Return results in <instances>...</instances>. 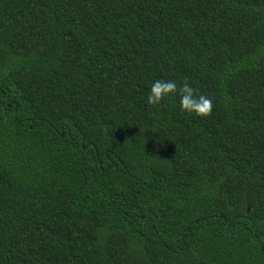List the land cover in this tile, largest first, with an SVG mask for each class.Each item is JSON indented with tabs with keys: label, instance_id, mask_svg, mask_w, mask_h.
Wrapping results in <instances>:
<instances>
[{
	"label": "trees",
	"instance_id": "trees-1",
	"mask_svg": "<svg viewBox=\"0 0 264 264\" xmlns=\"http://www.w3.org/2000/svg\"><path fill=\"white\" fill-rule=\"evenodd\" d=\"M0 264H264V0H0Z\"/></svg>",
	"mask_w": 264,
	"mask_h": 264
},
{
	"label": "clouds",
	"instance_id": "clouds-1",
	"mask_svg": "<svg viewBox=\"0 0 264 264\" xmlns=\"http://www.w3.org/2000/svg\"><path fill=\"white\" fill-rule=\"evenodd\" d=\"M179 97V110L196 118H206L211 115L214 104L212 98L205 94H198L186 79L179 83L174 79H155L150 83L146 96V104L157 106L169 97Z\"/></svg>",
	"mask_w": 264,
	"mask_h": 264
}]
</instances>
